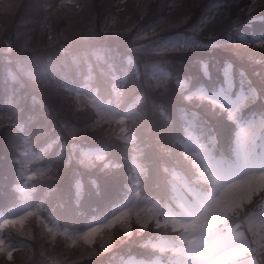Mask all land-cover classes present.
Segmentation results:
<instances>
[{"label":"clouds","instance_id":"obj_1","mask_svg":"<svg viewBox=\"0 0 264 264\" xmlns=\"http://www.w3.org/2000/svg\"><path fill=\"white\" fill-rule=\"evenodd\" d=\"M155 3L0 0V264H264V0Z\"/></svg>","mask_w":264,"mask_h":264},{"label":"trees","instance_id":"obj_2","mask_svg":"<svg viewBox=\"0 0 264 264\" xmlns=\"http://www.w3.org/2000/svg\"><path fill=\"white\" fill-rule=\"evenodd\" d=\"M208 0H205V3H207ZM241 4L243 3H247V0H240ZM34 3V0H33ZM162 8L161 5L159 3V0H157V3L153 4L150 8L149 11V18H155L156 16H158L161 12ZM232 11V15L235 16L237 9L236 7H233L231 9ZM24 14L25 15H29V16H34L36 15V12L33 9L32 3H29L25 10H24ZM197 15H199V13H197ZM244 25H241L239 28V31H243ZM229 24L228 21H224L222 24H217L215 31L217 32H223L225 30H227L229 28ZM198 55H206V53H193L189 56L186 57H176L175 60L178 61H183L182 64H177L176 67L179 70L182 71H194L196 70L194 67H192L191 65V61ZM215 56L217 58L218 53H215ZM221 56V54H220ZM5 64L3 61V58L0 57V77H2V73H3V68H4ZM3 84L0 83V90H3ZM8 149H7V145L5 143V139L3 137V134L0 133V157H5L7 155ZM11 172H10V167H9V161L6 158H0V206L8 203V201L10 200L12 193L9 191L8 188V182L5 180V177H10Z\"/></svg>","mask_w":264,"mask_h":264},{"label":"rangeland","instance_id":"obj_3","mask_svg":"<svg viewBox=\"0 0 264 264\" xmlns=\"http://www.w3.org/2000/svg\"><path fill=\"white\" fill-rule=\"evenodd\" d=\"M9 215H11L12 213H8ZM0 216H3V215H0Z\"/></svg>","mask_w":264,"mask_h":264}]
</instances>
